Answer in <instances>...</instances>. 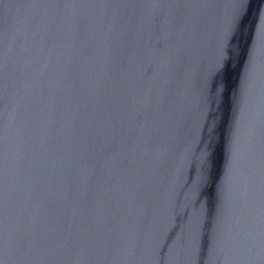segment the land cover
<instances>
[{
    "label": "water",
    "instance_id": "1",
    "mask_svg": "<svg viewBox=\"0 0 264 264\" xmlns=\"http://www.w3.org/2000/svg\"><path fill=\"white\" fill-rule=\"evenodd\" d=\"M182 2L0 4V264H264V0Z\"/></svg>",
    "mask_w": 264,
    "mask_h": 264
},
{
    "label": "snow or ice",
    "instance_id": "2",
    "mask_svg": "<svg viewBox=\"0 0 264 264\" xmlns=\"http://www.w3.org/2000/svg\"><path fill=\"white\" fill-rule=\"evenodd\" d=\"M230 12L237 11L244 0H229ZM4 0H0V4H3ZM182 0H33V6L35 7H71V8H128V7H149L153 9L167 7L172 9L183 8ZM7 36L6 28L0 31V43ZM260 59H264V51L260 54ZM6 114V109H0V118ZM6 140V135L4 136ZM6 200V189L0 187V207H2L3 201ZM3 241V221L0 219V242Z\"/></svg>",
    "mask_w": 264,
    "mask_h": 264
}]
</instances>
